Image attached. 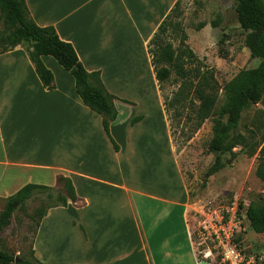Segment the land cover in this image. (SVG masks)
Returning <instances> with one entry per match:
<instances>
[{
    "label": "crops",
    "instance_id": "0c3cea01",
    "mask_svg": "<svg viewBox=\"0 0 264 264\" xmlns=\"http://www.w3.org/2000/svg\"><path fill=\"white\" fill-rule=\"evenodd\" d=\"M177 1L26 0L39 26H53L87 71L101 73L108 92L132 103L114 104L117 152L102 117L53 57H42L54 75L48 90L24 46L0 55V198L29 183L56 187L64 175L80 199L41 221L32 249L40 262L200 264L190 195L149 53ZM62 223L69 234L60 243Z\"/></svg>",
    "mask_w": 264,
    "mask_h": 264
},
{
    "label": "rangeland",
    "instance_id": "374dc122",
    "mask_svg": "<svg viewBox=\"0 0 264 264\" xmlns=\"http://www.w3.org/2000/svg\"><path fill=\"white\" fill-rule=\"evenodd\" d=\"M264 5V0H258ZM236 0H180V21L188 35V45L207 66L216 70V77L225 86L241 71L255 69L261 60L254 58L246 46V33L238 22ZM176 13V12H175ZM178 14V13H176ZM204 26L202 28H199ZM5 24L0 13V51ZM165 42L177 47L179 36L172 31L161 35ZM26 48V46H24ZM155 49V45H152ZM180 81L173 75L162 84L161 95L167 107L168 121L176 157L190 195L188 221L198 260L201 247L197 245L200 223L223 215L233 219L237 231L236 242L249 254L264 256V233L255 232L250 226L246 210L250 203L264 204V180L257 170L262 163L264 146V97L259 103H251L243 112L237 129L239 144L233 150L219 154L226 166L211 176L207 175L217 155L210 151L216 123H226V116L211 117L196 129L192 104L175 102ZM223 91L216 106L220 110L224 101ZM47 193L37 194L13 214L8 224L0 217V248L17 259L34 262L33 243L37 231L38 212L53 205ZM6 197L0 198V214ZM242 205V207H240ZM58 240L69 234L62 223ZM67 232V234H63ZM77 239L75 236H73ZM78 240V239H77ZM63 247V246H62ZM81 248L73 250L77 253ZM200 264H206L202 262Z\"/></svg>",
    "mask_w": 264,
    "mask_h": 264
},
{
    "label": "trees",
    "instance_id": "16d2710c",
    "mask_svg": "<svg viewBox=\"0 0 264 264\" xmlns=\"http://www.w3.org/2000/svg\"><path fill=\"white\" fill-rule=\"evenodd\" d=\"M236 2L238 22L246 33V46L252 56L260 59L261 62L255 69L241 71L225 86L219 83L215 68L204 64L189 47L188 35L182 23L173 21L174 16L180 17L179 8H177L180 0L166 16L149 43L152 66L160 90H162L163 83L169 81L173 75L176 76L180 81V90L175 96V102L179 105H184V102L192 104L196 129L211 117L226 116L227 118L226 123L219 120L215 126L210 151L217 157L207 172L208 176L226 166L219 154L227 150L232 151L240 143L237 129L246 106L259 103L264 97V5L258 0H236ZM0 13L5 24L4 32L1 34V41L5 43V46L0 51V55L20 45L26 46L27 55L40 81L48 90L55 88L54 75L45 66L42 57H53L73 75L78 95L88 108L102 117L103 128L115 150L119 152L120 147L111 134V126L118 118V111L114 104L116 100L132 103L108 92L101 79V73L87 71L77 56L74 46L63 41L53 26H39L31 17L26 0H0ZM202 27L204 26L199 28ZM169 31L179 36L177 47L161 38V35L164 36ZM152 45H155V49H152ZM221 91L224 93V101L220 110H216ZM166 105L164 103L166 112H168ZM141 120V116L134 118L132 125ZM261 160L257 174L264 180V146L261 150ZM43 192L48 194L47 197L52 199L54 204L38 212L37 230L48 210L78 205L80 201L72 180L64 175L57 176L56 187L29 183L5 200L4 210L0 214L4 224H8L15 211L23 208L28 200ZM246 216L255 232L264 233V204L250 203ZM0 264L45 263L36 258L34 262L17 259L0 248Z\"/></svg>",
    "mask_w": 264,
    "mask_h": 264
},
{
    "label": "built area",
    "instance_id": "2783aa9c",
    "mask_svg": "<svg viewBox=\"0 0 264 264\" xmlns=\"http://www.w3.org/2000/svg\"><path fill=\"white\" fill-rule=\"evenodd\" d=\"M234 220L223 215L200 223L198 240L199 263L206 264H264V256L249 254L236 242Z\"/></svg>",
    "mask_w": 264,
    "mask_h": 264
}]
</instances>
